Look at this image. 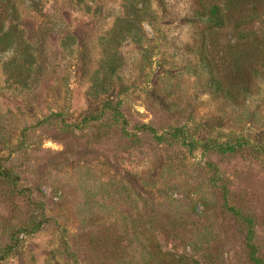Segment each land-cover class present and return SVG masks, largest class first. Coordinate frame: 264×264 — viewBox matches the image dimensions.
<instances>
[{"label": "rangeland", "instance_id": "obj_1", "mask_svg": "<svg viewBox=\"0 0 264 264\" xmlns=\"http://www.w3.org/2000/svg\"><path fill=\"white\" fill-rule=\"evenodd\" d=\"M198 2L0 0V264L264 263V13Z\"/></svg>", "mask_w": 264, "mask_h": 264}, {"label": "trees", "instance_id": "obj_2", "mask_svg": "<svg viewBox=\"0 0 264 264\" xmlns=\"http://www.w3.org/2000/svg\"><path fill=\"white\" fill-rule=\"evenodd\" d=\"M198 3L205 10L209 20L217 25H222L224 23V15L229 12H238V16L236 17L238 22L247 18H253L259 13H264V0H222L221 6L217 2H209L206 4L202 0H199ZM222 9H224L225 12H223ZM203 60H205V58ZM217 86L220 88L219 85ZM0 174L7 176V171L0 168ZM251 258L254 264H264L262 259L258 257L253 250L251 252Z\"/></svg>", "mask_w": 264, "mask_h": 264}]
</instances>
